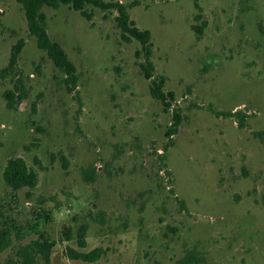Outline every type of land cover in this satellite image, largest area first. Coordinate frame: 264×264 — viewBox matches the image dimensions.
<instances>
[{
	"label": "rangeland",
	"instance_id": "obj_1",
	"mask_svg": "<svg viewBox=\"0 0 264 264\" xmlns=\"http://www.w3.org/2000/svg\"><path fill=\"white\" fill-rule=\"evenodd\" d=\"M105 1L150 31L154 77L175 99L166 109L152 96L142 45L122 39L116 10L87 5V19L71 5L42 7L76 67L72 86L22 4L0 0V226L13 239L0 261L44 239L55 243L50 264H180L189 254L264 264V0ZM20 39L18 65L2 75ZM13 156L38 173L34 188L6 183ZM69 248L104 253L87 262Z\"/></svg>",
	"mask_w": 264,
	"mask_h": 264
},
{
	"label": "trees",
	"instance_id": "obj_2",
	"mask_svg": "<svg viewBox=\"0 0 264 264\" xmlns=\"http://www.w3.org/2000/svg\"><path fill=\"white\" fill-rule=\"evenodd\" d=\"M22 4L25 11V16L30 33L36 37L38 47L46 51L48 56L53 60L55 65L61 69L66 75V82L69 85L75 86L77 80L76 67L74 63L69 59L66 51L62 45L51 39L46 28V16L41 11L43 6H51L58 8L60 4L71 5L75 10L80 11L81 14L87 19H91V14L87 12L86 6L93 5L102 10H116L118 15L116 16V22L121 30L122 39L126 43H131L134 39L139 41L142 45V51L145 55V63L142 64V70L145 77L151 79V94L152 96L163 102L165 108L170 106V101L175 99L173 92L166 93L165 84L166 77L159 76L154 77V65L151 60L152 56V37L149 30H142L131 19L129 14V6L120 1L105 0H15ZM196 31L201 33L202 28L195 27ZM25 46V39H20L11 48L10 58L8 64L2 70V75L13 71L17 65L21 52ZM140 52L137 51L136 55ZM15 90H8L5 92V97L8 100V106L13 107V100L16 98ZM226 116L236 117L239 119L241 127L245 125V115L239 111L224 112ZM181 123V114L179 112L174 113L173 122L167 131V137L170 139L165 149H168L172 145V136L178 131ZM5 181L9 187L13 190H20L23 188H34L38 184V173L28 166L27 162L18 156L10 157L7 161L5 172ZM84 234V233H83ZM81 246H85V239L79 240ZM13 245L12 232L7 226H0V253L11 248ZM54 242L44 239H35L27 244L20 245L14 252V254L8 257L4 262L0 261V264H50L51 255ZM104 251L101 248H97L88 253L79 252L73 248H69L68 255L71 259H82L87 262H95L99 260ZM180 264H198V258L194 254H189Z\"/></svg>",
	"mask_w": 264,
	"mask_h": 264
}]
</instances>
